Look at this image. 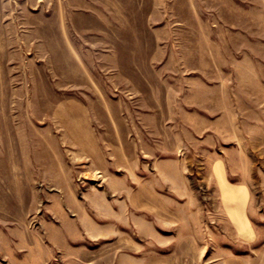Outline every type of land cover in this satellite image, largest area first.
<instances>
[{"label":"rangeland","instance_id":"obj_1","mask_svg":"<svg viewBox=\"0 0 264 264\" xmlns=\"http://www.w3.org/2000/svg\"><path fill=\"white\" fill-rule=\"evenodd\" d=\"M0 264H264V0H0Z\"/></svg>","mask_w":264,"mask_h":264},{"label":"crops","instance_id":"obj_2","mask_svg":"<svg viewBox=\"0 0 264 264\" xmlns=\"http://www.w3.org/2000/svg\"><path fill=\"white\" fill-rule=\"evenodd\" d=\"M228 187V186H227ZM231 188H233V187H231ZM247 226H240V227H237V228H246Z\"/></svg>","mask_w":264,"mask_h":264}]
</instances>
